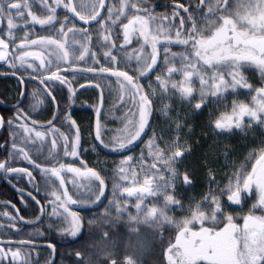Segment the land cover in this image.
I'll use <instances>...</instances> for the list:
<instances>
[{
	"label": "snow or ice",
	"instance_id": "snow-or-ice-1",
	"mask_svg": "<svg viewBox=\"0 0 264 264\" xmlns=\"http://www.w3.org/2000/svg\"><path fill=\"white\" fill-rule=\"evenodd\" d=\"M35 2L40 14L27 0H0V62L13 76L23 69L42 86L33 92L28 108L17 104L7 120L12 143L10 151L0 145L7 154L0 171L27 176L40 192L29 167L12 165L19 157L37 170L51 206L48 228L55 227L72 241L87 236V250L75 251L74 264H144L145 253L153 252L156 244L163 249L166 264H264V0H187L174 3L170 16H157L149 0H119L118 5L91 0L79 6L74 0ZM58 9H63L62 19ZM36 26L46 34L35 33ZM19 30L24 34L17 43ZM69 72L71 79L65 74ZM248 73L259 74V87L249 82ZM82 74L114 77L117 101L130 105L123 128L105 140L100 121L103 89L98 82L92 85L101 88L100 103L94 106V140L122 155L108 177L113 183L107 205L102 198L108 174L83 160L82 167L75 166L82 149L80 125L58 100L66 88L67 101L74 102L73 82ZM19 83L25 81L21 78ZM20 95L24 97L23 92ZM46 102L52 119L40 123L32 113ZM157 110L169 124L160 132L173 133L167 139L150 123ZM205 112L203 126L216 138L209 149H219L232 171L221 185L205 155L208 191L199 199L185 200L177 193L195 186V169L185 164L194 152L190 121ZM4 124L0 117V127ZM65 125L67 131H62ZM146 129L152 134L144 141ZM249 134L255 146L248 147L237 163L231 159L236 149L227 143L221 146L220 139L237 135L247 139ZM138 141L144 147L134 157L128 153ZM61 148L68 159L61 158ZM69 184L76 191H70ZM28 196L39 207V215L33 221L18 219L35 226L42 222L45 208L31 192ZM92 207L97 211L87 219L85 234V217L76 209ZM3 215L8 226L19 231L17 218ZM121 224L123 235L115 231ZM12 243L0 246V264L9 256L10 264H29L21 249L31 241L20 240L15 249ZM48 247L55 252L54 245Z\"/></svg>",
	"mask_w": 264,
	"mask_h": 264
},
{
	"label": "rangeland",
	"instance_id": "rangeland-1",
	"mask_svg": "<svg viewBox=\"0 0 264 264\" xmlns=\"http://www.w3.org/2000/svg\"><path fill=\"white\" fill-rule=\"evenodd\" d=\"M187 4V0H181V2ZM19 2H24V0H19ZM27 2L33 4V10L37 12V14H40V6L35 0H27ZM51 2V0H49ZM74 2L79 6L81 4L83 5H88L91 3V0H74ZM115 3L118 5L119 0H108V3ZM198 2V0H197ZM150 6L153 7L155 13L157 16H163V15H169L172 12L173 7H163L161 4V0H149ZM160 7V8H159ZM58 13L61 14V19H62V13L63 9H58ZM106 14V11L103 15ZM181 14L184 15V13L181 10ZM178 23V18L177 21ZM21 27H23L24 22L23 21H17ZM4 28L6 29V21L4 23ZM37 34H46L43 32L39 26H36V28L33 30ZM23 30H19L16 32V37L17 40L16 42L19 43V40L23 37ZM6 38V37H4ZM34 38V37H33ZM95 39V37H94ZM135 46H129L131 47ZM11 47V45H10ZM173 51L179 52L181 51L180 48L174 47ZM38 63V62H37ZM103 63V61H102ZM3 69L5 70H11L8 68L6 64H4ZM25 73L23 69H20L19 73ZM66 75L69 76V79H71V73H65ZM29 77L28 81V90L25 98V102L22 105V107L28 108L31 103H33V97L32 94L33 92L38 91L42 86L39 85L38 80L33 81L31 80L30 76L28 73H25ZM253 78V79H252ZM250 79L251 83L254 85V87H258L261 85V80L257 76H252ZM154 79V76H153ZM115 78H110V79H99V77H93L92 74H82L77 76L76 80L73 82V87L77 89V95L74 98V102L69 103L67 101V89H64L63 92V98L58 97V100L60 101V106L61 108H66L68 111L71 112L73 119L77 121V124L80 125L81 129V144H82V149H81V154L78 160H76L75 166L77 167H82L80 164V160H83L85 164L88 167H94L96 170H104L102 172V175L107 173L108 175L106 176V190H105V198L103 199V203L107 205L108 200L112 199V180L108 178L112 174V170L114 169L115 165L119 163L120 159L122 158V155L119 153H114L110 152L108 149H104L101 146H99V142L94 140V127H95V121H96V112H95V107L99 105L100 103V96H101V88L103 89V105L101 107V113H100V121L101 124L103 125L104 129V139L108 140L111 138V136L116 135L119 133V130L123 128L124 125V117L125 114L128 112V108L130 105L128 104H121L117 101V95H118V89L117 85L115 83H111V81H114ZM100 83L101 88H95L94 85L95 83ZM143 83H147L146 80L142 81ZM80 84H85L86 87L81 89L79 87ZM231 99V98H230ZM241 99H244V97H241ZM250 99V97L248 98ZM176 110H180L179 105L175 106ZM16 109L14 110L15 114ZM170 115L173 117L176 115V111H173ZM205 116V118H204ZM205 120H202L203 123H201L202 128L203 125L207 121V113H205L203 116H201ZM32 118L37 119L40 123H46L47 120L52 119V112H51V107L50 105L46 102L43 104L38 112H33L32 113ZM150 123L152 127H154L157 131L158 134H161L167 139L173 133L164 131L163 133L160 132V130L167 129L169 124L166 122L165 117L161 116L159 111H154L153 117L150 120ZM59 126V125H58ZM5 127L8 130V136H9V147L8 150H11V134H10V129L9 125L5 124ZM206 128V127H205ZM62 131H67V126L65 125L64 128L61 129ZM210 131L209 129H199V133H202L204 131ZM148 132V135L143 137V140L146 141L149 136H151V130L146 129ZM185 131H187L185 129ZM252 138V137H251ZM258 142V141H257ZM50 139L48 141V147H50ZM96 144L97 148L93 150L92 145ZM137 145L134 149L133 152H130L128 154L135 156H139L141 148L144 147L143 144H141L139 141L137 142ZM255 146L253 142H249L239 153L236 152L235 156H232V160H236L237 163L243 160L244 156L247 154L248 147ZM60 155L62 159H68V158H63V153H62V148L59 149ZM32 152L35 153V149H32ZM208 152H211L210 150ZM210 154V153H209ZM44 156H47V147L45 148ZM44 156H42L40 159L43 160ZM218 159V158H215ZM224 163L221 164L223 165L222 167H219L218 171H215L216 179L221 183V185L225 184L227 182V176L231 173L232 169L230 167V164H226L225 160L223 161ZM217 163V162H213ZM185 164L187 167L190 169H195V174H197V179L201 180V186L197 188L195 192H191L192 189H189L188 191H184L181 189L177 195L178 197H183L185 200L189 197H195L199 199L202 197L205 193L208 191V183H207V176L206 173H202L201 168L199 167L198 161L195 159V155H192L188 157L186 160ZM218 164V163H217ZM221 166L220 164H218ZM14 167H29L31 171H33V175L36 177V182L40 183L41 186V191L36 192L35 189L33 188L32 184L28 182V177L24 175H17L15 173H7L9 178H12L16 184H18L21 187H24L25 189H28L32 192H36L39 197H41L46 204L45 208V218L42 220L40 224H37L35 226H24V225H17L19 228V231H16L12 228H9L8 222L5 221L3 222V217H4V212L0 210V246H3L7 248L9 246L8 242L12 241V247L15 249L18 244L16 242L20 240H28L35 243H40V244H52L55 246V252L49 247H40V246H33L32 244L25 246L21 249L22 256L26 255L29 264H74L75 262V251L76 250H81V251H86V244L85 242L87 241V236L85 235L84 239L77 240V242H74L71 240V238H64L59 235L58 231L56 230L55 227L52 229L48 228V224L51 222L49 219V214L51 213V206H49L46 203L45 200V194H44V185L43 182L41 181V178L34 168H31L30 165H27L26 162L22 161L17 157L16 162L13 163ZM200 171L201 174L200 175ZM69 190L74 192L76 189L72 187V185H68ZM215 187V186H213ZM251 199L247 201V207L251 206ZM247 207H245V212L247 211ZM81 211L80 209H76ZM129 210L135 213V209L129 205ZM83 217H85V228H84V233L87 234L88 232V225H87V219L91 218L93 213H81ZM178 215V213H177ZM126 219V217H125ZM242 223V220H241ZM39 229L40 231H37ZM115 231L123 235L125 232V229L123 227V224L118 225ZM42 233V234H41ZM64 243H68V246L70 247H65ZM75 244V246H74ZM63 245V246H62ZM73 245V246H72ZM82 245H85L82 247ZM68 248V249H67ZM154 251L153 252H148L145 253L143 259H144V264H163V258H161L163 249L159 246V244H156L154 246ZM122 251V249H121ZM10 258L8 257L5 259L2 264H10Z\"/></svg>",
	"mask_w": 264,
	"mask_h": 264
},
{
	"label": "trees",
	"instance_id": "trees-1",
	"mask_svg": "<svg viewBox=\"0 0 264 264\" xmlns=\"http://www.w3.org/2000/svg\"><path fill=\"white\" fill-rule=\"evenodd\" d=\"M174 3H183V1L181 2V0H161V4L163 5V7H173ZM247 75L249 76V82L251 81L250 79L252 78V76H257L260 78L259 74L248 73ZM21 89L22 87L20 85L18 91V83L14 79L12 82H10V79L7 81H2V82L0 81V97L6 102L12 100L17 94H19ZM0 114L4 118L5 124H7V120L14 116V111L11 108H6L0 105ZM201 116L194 117L193 120L190 121L191 123L194 124V129L191 134V140L194 145L193 155H195V159L198 161L202 173H206V170L204 169L202 163L205 158V155H207L209 164L214 168L215 171H218V169H220L219 167L223 166L221 164L224 163L223 162L224 157L220 155L219 149H217L215 152L213 151L208 152L210 150L209 145L214 144L216 138L214 134L211 133V131L205 130L204 132L199 133V129L200 130L203 128L206 129L204 126L203 128L201 126L202 125L201 123H203L202 120H205L204 119L205 116L204 118H202ZM8 135H9L8 130L6 127H4L0 132V145H5L7 149L9 147ZM256 135L257 137H259V132H257ZM251 137H252L251 134H249V137L247 139H243L240 135L234 137H223L220 139V144L221 146L225 143L230 144L236 149V152L238 151L240 152L249 142H253ZM196 141H199L198 146H196ZM5 142L7 143L5 144ZM5 147H0V161H3L7 158ZM213 162H217L221 166ZM201 171H200V175H202ZM201 182H202L201 180L197 179V174H195V181H194L195 186L194 188H192L191 192H195L197 188L201 186ZM28 192H31L32 195L36 196V198L41 201V205H43L44 208H46V204L44 203L43 199L39 197L36 192L34 193L28 189H25L24 187L19 186L12 178L8 177V174L6 172L0 171V210L3 211L4 213L5 212L8 213L10 217H16L17 225H24L26 227L34 226V225L27 224L24 221H33L35 220L36 216L39 215V207L35 204V201H33L28 196ZM80 210L81 213H85V214L94 213L97 211L95 207L80 209ZM20 216L24 217V221H20L18 219ZM44 218L45 215L42 217V220ZM3 219H4L3 222L7 221L9 225L8 218L4 216ZM31 244L36 247L38 246L37 245L38 243L35 242H32ZM64 246L70 247L68 246V243H64ZM40 247H48V244L47 243L42 244L40 245ZM161 258H163V256ZM162 263L166 264L164 258Z\"/></svg>",
	"mask_w": 264,
	"mask_h": 264
},
{
	"label": "flooded vegetation",
	"instance_id": "flooded-vegetation-1",
	"mask_svg": "<svg viewBox=\"0 0 264 264\" xmlns=\"http://www.w3.org/2000/svg\"><path fill=\"white\" fill-rule=\"evenodd\" d=\"M3 27H4V25H3ZM3 66H4V63L0 62V81L2 82V81H7V80L10 79V82H12L13 79L16 80L17 83H18V91H19V86L21 85V87H22V89L20 90V93H21L22 90H23V84L19 83V80L17 78L5 76L6 73H11L12 70H5V69H3ZM17 74L21 76V72L19 73V71H18ZM22 77H23V79L25 81L24 86H25V98H26V94H27V90H28L29 77L27 75H25V73L23 74ZM20 93L17 94L12 100H10L8 102L3 100L1 97H0V99H2L5 103L14 104V103H17L20 100V97H21ZM24 102H25V99H24L23 103L20 106H22L24 104ZM11 109L14 111L16 108H11Z\"/></svg>",
	"mask_w": 264,
	"mask_h": 264
},
{
	"label": "water",
	"instance_id": "water-1",
	"mask_svg": "<svg viewBox=\"0 0 264 264\" xmlns=\"http://www.w3.org/2000/svg\"><path fill=\"white\" fill-rule=\"evenodd\" d=\"M107 3H108V0H106V4ZM105 11H106V9L102 10V15L105 13ZM5 76H7V77H14V78H17L18 80H20L22 78L18 74H16V76H13L11 73H6ZM22 92L24 93V97H20V100L17 103L8 104V103H5L2 99H0V105H2L3 107H6V108H15V106L17 104L21 105L23 103L24 99H25V86H24V83H23V90H22ZM0 117H2V116L0 115ZM3 127H4V125H3ZM3 127H0V132L2 131Z\"/></svg>",
	"mask_w": 264,
	"mask_h": 264
}]
</instances>
